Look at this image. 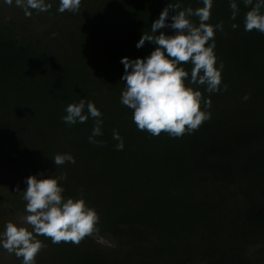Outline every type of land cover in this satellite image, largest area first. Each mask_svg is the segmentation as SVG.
Instances as JSON below:
<instances>
[{"label": "trees", "instance_id": "16d2710c", "mask_svg": "<svg viewBox=\"0 0 264 264\" xmlns=\"http://www.w3.org/2000/svg\"><path fill=\"white\" fill-rule=\"evenodd\" d=\"M45 2L49 11L29 9V17L15 0H0V163L37 179L66 174L65 198L84 199L99 221L78 245L38 236L46 247L36 264H264V33L244 30L250 7L234 0L233 20L232 0H213L207 23L223 22L214 37L221 91L189 85L211 100L210 108L201 105L211 119L171 138L137 129L121 104V60L155 50L147 41L136 45L170 3L195 10L202 0H81L75 13H60V0ZM182 66L191 73L190 63ZM80 99L102 113L103 135L95 139L103 146L89 142L93 118L62 121ZM58 153L75 163L57 167ZM8 202L0 220L26 213L23 192Z\"/></svg>", "mask_w": 264, "mask_h": 264}, {"label": "clouds", "instance_id": "9594fccd", "mask_svg": "<svg viewBox=\"0 0 264 264\" xmlns=\"http://www.w3.org/2000/svg\"><path fill=\"white\" fill-rule=\"evenodd\" d=\"M6 2L11 4L12 0ZM15 3L29 17L32 14L29 9L47 12L51 8L45 0H15ZM202 3L203 7L195 10L191 7L180 10L179 3H170L153 22L152 35L144 33L136 45L141 48L147 41L156 45L155 50L143 59L129 60L125 57L121 60L124 65L122 80L126 81L121 104L132 110V119L139 131H146L154 137L166 133L171 138H181L211 119L210 112L201 110L202 104L205 109L210 108L211 100L205 99L197 89L204 86L210 94L221 91L224 64L221 61L217 67L214 37L216 30L223 31V22L216 25L207 23L211 18L213 0H202ZM244 4L250 7L244 17V30L264 33V12L261 11L264 0H256L255 3L244 0ZM80 5L81 0H60L58 11L75 13ZM230 8L231 18L235 20L238 6L234 0L230 2ZM170 11L175 14L170 17L172 22L169 24ZM193 16L199 19L198 25L190 19ZM232 27L235 29L238 25L233 24ZM165 28H171L175 34L166 35L163 31L156 34ZM188 63L192 65L190 74L182 66ZM189 85H196L197 89ZM224 90H227V85H224ZM249 98L248 95L244 97L245 100ZM65 112L62 121L69 125L86 123L89 117L93 118L95 124L89 142L97 146L106 143L95 139L103 135V121L102 113L93 102L80 99L78 103L69 104ZM113 138L119 141L116 150H123V138L116 130ZM53 161L57 167L75 163L74 157L68 153L56 154ZM66 178V174L46 179L26 178L27 188L22 191L26 202L25 221L32 230L9 221L0 233V247L8 254L22 258V264H36V256L46 247L38 236L50 238L54 244L70 242L78 245L94 231L99 221L97 212L82 198H65V189L60 182Z\"/></svg>", "mask_w": 264, "mask_h": 264}, {"label": "rangeland", "instance_id": "374dc122", "mask_svg": "<svg viewBox=\"0 0 264 264\" xmlns=\"http://www.w3.org/2000/svg\"><path fill=\"white\" fill-rule=\"evenodd\" d=\"M13 166L0 163V209L11 207L9 200H14L22 191L27 188L26 178L29 177L23 170H14ZM17 188L19 191H17ZM27 213L7 215L0 220V233L5 229L7 222L11 221L18 226H24L30 231L31 226L26 224L25 216ZM100 245L104 248H115L116 244L109 238H99ZM37 259V256H36ZM22 258H17L14 254H8L6 250L0 247V264H21Z\"/></svg>", "mask_w": 264, "mask_h": 264}, {"label": "water", "instance_id": "95a60500", "mask_svg": "<svg viewBox=\"0 0 264 264\" xmlns=\"http://www.w3.org/2000/svg\"><path fill=\"white\" fill-rule=\"evenodd\" d=\"M17 50L19 52H23L24 51V47L22 45H17Z\"/></svg>", "mask_w": 264, "mask_h": 264}]
</instances>
